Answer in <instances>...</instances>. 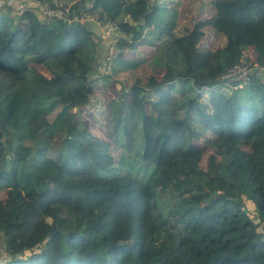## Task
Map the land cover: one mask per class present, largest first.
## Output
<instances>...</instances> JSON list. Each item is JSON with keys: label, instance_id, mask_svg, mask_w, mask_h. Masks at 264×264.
<instances>
[{"label": "trees", "instance_id": "16d2710c", "mask_svg": "<svg viewBox=\"0 0 264 264\" xmlns=\"http://www.w3.org/2000/svg\"><path fill=\"white\" fill-rule=\"evenodd\" d=\"M90 3L73 9L118 26L113 67L136 74L124 52L161 44L109 140L82 113L107 51L96 23L0 7V264H264V0L217 1L181 36L156 0ZM209 32L225 44L201 49ZM237 64L253 70L240 89L221 79ZM123 136L128 169L110 152Z\"/></svg>", "mask_w": 264, "mask_h": 264}, {"label": "rangeland", "instance_id": "374dc122", "mask_svg": "<svg viewBox=\"0 0 264 264\" xmlns=\"http://www.w3.org/2000/svg\"><path fill=\"white\" fill-rule=\"evenodd\" d=\"M33 0H0V6L3 8V12L6 13L5 15L9 17L16 18L20 14V10L23 8H33L32 4ZM54 1V0H53ZM58 1V0H57ZM154 1V0H153ZM158 3L159 1L156 0ZM163 2L160 4L162 6H165L166 9H175V15L170 14L165 15V17H172L176 19V25L175 30L173 31L175 35L181 36L184 35L185 32L192 28L193 23L197 20L207 21V17L210 18V16L214 15V3L220 0H171L173 3L170 5L169 2H166L167 0H162ZM62 4H79L81 5L84 3L88 8L91 7L90 0H71V1H59ZM201 2V3H200ZM172 7V8H169ZM202 7V11L204 15H200V10ZM36 13V11L34 10ZM87 14V18L89 19V22L91 23H100L98 21L97 13L90 15L87 11H85ZM38 15V14H37ZM39 16V15H38ZM42 18L41 16H39ZM209 23H211V19L208 20ZM171 24H168L166 26L165 32L169 31L171 33L172 27ZM102 32H105V29H101ZM99 31V30H98ZM101 31H99L100 33ZM101 33V36L103 35ZM118 34H114L111 37H107V34H104V37L102 36V43L105 45L111 38L114 36H117ZM210 36H206V38L203 39L201 49L204 50H211L214 51L217 48L222 47L225 44V39L219 35H216L211 32H209ZM241 38L242 35L240 36ZM165 42V40H163ZM162 43V42H161ZM161 45L160 43L154 44L151 47L147 46H140L135 49L134 52H124L123 59L125 61H133L140 63V66L136 69V74H134L129 69H124L123 66H111L104 63V53L102 57V63H100L97 66V70L92 74V78L95 79V81L91 85V95L89 97V102H87L85 108L82 109V113L85 112L84 116L88 119L87 121L90 122V125L92 126V129L95 134L102 136L103 138L109 140V129H108V122L111 119L110 112L119 108V104L121 103L120 100H123V97L120 96L119 92L121 88H129L134 85L135 81L137 79L140 80V83L145 84L146 83V77L147 73L144 72V62L151 60L152 56L156 54L157 49ZM185 46V44H184ZM98 48V47H97ZM252 50L247 47L244 50V56L245 57H252ZM107 54V51H106ZM148 71V70H147ZM163 71L157 70L156 75L162 76ZM222 90L225 93H230L232 90L229 86L225 85L222 87ZM207 95V94H206ZM174 96H177V93L174 94ZM129 100H132L134 98L128 97ZM126 135V132H125ZM138 135V134H137ZM127 136V135H126ZM204 138H212L211 134L207 133L204 135ZM125 136H123L122 142L119 143H112L110 147V152L112 157L114 158L115 163H118V161L121 162V155L123 152V146H121V143H124ZM205 140L202 139L200 141V145L204 147ZM212 151H207L204 154V157L202 159V165L205 166L207 157L212 156ZM123 167L125 169H128L125 166L124 161H122ZM161 213H159L161 219L168 220L169 227H174V220L172 219L168 208H161Z\"/></svg>", "mask_w": 264, "mask_h": 264}, {"label": "built area", "instance_id": "2783aa9c", "mask_svg": "<svg viewBox=\"0 0 264 264\" xmlns=\"http://www.w3.org/2000/svg\"><path fill=\"white\" fill-rule=\"evenodd\" d=\"M33 8L36 13L46 20H56L62 21L67 24L71 23H89L87 14L85 10L73 9L75 4L68 3L62 4L57 0H52L51 3L42 2L40 0L32 1ZM1 7V6H0ZM99 28L100 34L103 33L101 29H105L104 34H107V37H111L114 34H118V26L112 22H95ZM119 34L114 36L107 42V54L105 56V64L113 65V61L117 55V42ZM252 69L246 65L237 64L228 69V71L221 76L225 82L229 85H233L234 88H242L243 85L247 84L250 81L249 75L252 73ZM260 83L264 85V68L259 70Z\"/></svg>", "mask_w": 264, "mask_h": 264}, {"label": "crops", "instance_id": "0c3cea01", "mask_svg": "<svg viewBox=\"0 0 264 264\" xmlns=\"http://www.w3.org/2000/svg\"><path fill=\"white\" fill-rule=\"evenodd\" d=\"M2 257H3V251H2V245H1V239H0V262H2Z\"/></svg>", "mask_w": 264, "mask_h": 264}, {"label": "water", "instance_id": "95a60500", "mask_svg": "<svg viewBox=\"0 0 264 264\" xmlns=\"http://www.w3.org/2000/svg\"><path fill=\"white\" fill-rule=\"evenodd\" d=\"M7 157H9V156H7Z\"/></svg>", "mask_w": 264, "mask_h": 264}]
</instances>
